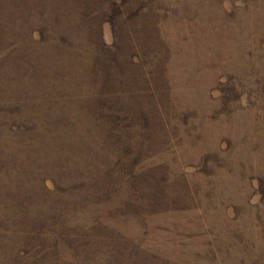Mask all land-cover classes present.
Masks as SVG:
<instances>
[{"label":"rangeland","instance_id":"obj_1","mask_svg":"<svg viewBox=\"0 0 264 264\" xmlns=\"http://www.w3.org/2000/svg\"><path fill=\"white\" fill-rule=\"evenodd\" d=\"M0 264H264V0H0Z\"/></svg>","mask_w":264,"mask_h":264}]
</instances>
